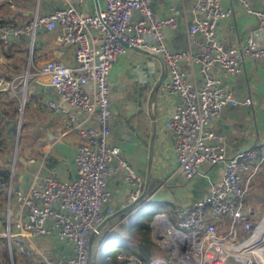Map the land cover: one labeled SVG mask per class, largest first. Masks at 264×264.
I'll return each instance as SVG.
<instances>
[{"label": "built area", "instance_id": "1", "mask_svg": "<svg viewBox=\"0 0 264 264\" xmlns=\"http://www.w3.org/2000/svg\"><path fill=\"white\" fill-rule=\"evenodd\" d=\"M64 1L68 7L36 15L27 24L0 23L2 44L20 36L34 38L38 30L44 29L56 33L60 47L74 48L75 65L68 66L58 58L48 60L38 75L48 80L63 104L84 115L83 121H77L76 115L68 112L72 124L69 129L81 140L75 179L60 180L56 171L49 170L44 176H36L34 181L40 182L27 192L15 189L11 183L0 184L8 198L5 214L0 218V241L6 242L9 257L3 264H100L101 258L105 261L107 258L99 254L95 260L93 249L101 253L107 245L108 250L113 248V243L106 242L121 231L129 216L119 218L113 225L110 222L120 213L137 211L153 199L154 195H147L143 178L121 150L110 143L109 74L113 64L127 51L124 43L157 55L169 76L165 90L181 98L166 127L172 134L183 178L190 181L197 176L207 177L202 170L206 165L222 167L219 182L213 184L205 197L188 206L175 207L177 227L164 214L154 216L151 227L155 243L168 253L166 257L158 254L150 264H264L261 251L264 242L257 240L264 219L256 226L253 224L258 215L248 201L251 185L264 162V147L256 145L229 154L226 138L212 126L223 109L239 104L228 78L242 73L247 59L264 57V48L256 43L257 33L253 32L236 47H226L220 42L217 29L221 21L231 16V10L223 8L222 0H196L188 32L192 38L190 47L197 46L199 51L189 48L175 52L168 47L164 34L167 29L177 27L176 18L174 15L157 18L151 7L154 0H104V10L93 16L84 15L69 0ZM231 1L239 2L247 14L264 18V13L250 7L247 0ZM5 3L7 0H0V6ZM135 13L141 17L135 18ZM96 33L101 36L95 39ZM184 63L193 70L200 66L201 85L188 76L182 67ZM31 78L29 73L25 75L24 90ZM19 80L9 78L0 66V100L17 93ZM251 103L250 98L244 102L247 106ZM48 106L60 108L53 102ZM35 162V158L29 157L27 165ZM119 168L126 171L131 188L128 200L105 212L111 197L108 179ZM14 174L12 169V177ZM13 197L20 204L16 215L12 212ZM159 218L171 222L168 229L177 238L171 242L173 249L166 245L167 228L160 230L157 226ZM55 232L72 247L73 253L66 259L48 256L37 244V239ZM245 235V239H239ZM178 241L186 245L185 250ZM19 256L23 262H18ZM116 258L118 264H146L125 252H118Z\"/></svg>", "mask_w": 264, "mask_h": 264}, {"label": "crops", "instance_id": "2", "mask_svg": "<svg viewBox=\"0 0 264 264\" xmlns=\"http://www.w3.org/2000/svg\"><path fill=\"white\" fill-rule=\"evenodd\" d=\"M7 2L0 6V18H4L5 24L13 26L27 24L33 21L36 15H48L56 9L69 6L64 0H7ZM69 2L86 16H93L105 8L104 0L82 2L69 0ZM195 2L196 0H154L152 3L151 7L157 18L163 19L172 15L176 18L177 27L167 29L164 34L171 51L191 48L192 38L188 28L193 19ZM247 2L254 10L264 13V0H247ZM222 6L232 13L228 19L219 23L217 33L220 42L226 47H236L244 43L250 34L256 32L257 46L264 48V18L247 14L244 7L236 1L222 0ZM134 17L140 18L141 14L135 13ZM99 34H94L95 39ZM96 45L100 44L97 42ZM2 47L4 50H0V66L7 76L19 80L22 74L29 73L32 78L30 86L25 91L23 103L22 97L19 98V94L17 95L18 92L6 96L11 97V101L0 100V107L2 103H10L18 110L15 116H3L0 133L3 137L6 131L7 138L10 131L13 130L15 134V131L21 129L24 118L33 143L30 148L32 152H27L26 156L16 153L11 162L9 158L5 166H0L2 170L10 169L9 182L0 184L11 183L15 189L27 192L34 183L40 182L34 181L35 177L44 176L49 170L56 171L60 180L75 179L78 176L77 149L81 140L76 132L69 129L72 124L68 112H73L77 121H83L84 115L63 104L48 80L38 75L42 65L48 60L58 58L68 66L75 65L74 48L60 47L56 42V33L44 29L38 30L34 38L31 35L20 36L11 39ZM191 49L199 51L197 46H192ZM182 67L191 79L196 80L199 85L202 84L200 66H196L193 70L188 63H184ZM218 75L222 73L218 72ZM168 77L157 55L127 48L126 53L113 64L109 74L112 101L109 124L112 131L111 145L121 150L122 156L143 178L147 195H154L144 208L151 202L157 201L163 203L168 212H174L176 206H188L205 197L213 184L219 182L222 167L206 165L202 170L207 173V177L197 176L190 181L183 178L174 152L172 134L166 127V121L181 103V98L170 95L165 90ZM161 80L164 82L160 85ZM228 80L239 104L223 109L213 120L212 126L215 132L226 138L229 154H234L262 145L264 142V57L247 59L242 73ZM249 98L252 103L247 106L244 102ZM19 102L20 109L17 105ZM49 102L59 105V110L49 107ZM6 143H3L1 151L10 155L12 140L8 145ZM29 157L35 158L36 162L27 165ZM17 162L20 163L19 166ZM8 163H10L9 169ZM12 169L15 173L13 177ZM263 181L264 162L262 172L251 185L248 195V201L257 215L262 213L264 207ZM108 188L111 197L105 212L109 208L127 203L131 188L127 183L124 169L119 168L108 179ZM1 198L4 202L2 207L0 205V218L4 216L6 201L8 202L6 196ZM13 198L12 212L16 215L20 212V204L15 197ZM135 211L120 213L121 215L113 219L109 225L115 224L119 218L126 215L130 219ZM160 214L166 215L167 212ZM117 232L114 238L123 240L120 237L121 231ZM36 241L39 248L53 258L66 259L73 253L72 247L62 241L56 232ZM129 243L131 246L134 244L132 239L128 241ZM17 259L19 263L23 262L20 256Z\"/></svg>", "mask_w": 264, "mask_h": 264}, {"label": "rangeland", "instance_id": "3", "mask_svg": "<svg viewBox=\"0 0 264 264\" xmlns=\"http://www.w3.org/2000/svg\"><path fill=\"white\" fill-rule=\"evenodd\" d=\"M23 76L20 78L19 80V86H18V90H17V95L19 94V98L22 97V103L24 101V96H25V91L24 90V85H25V75L26 74H22ZM30 81L28 83V85L30 86ZM28 86V87H29ZM5 101H11V97L5 99ZM18 105V109H20L21 107V104L20 102L17 104ZM19 131V129H18ZM15 131V143H13V147H12V150L10 152V155L9 154H5V153H0V166H5L6 165V160L10 158V162L12 159H14L13 157H15V154H23V156H26L27 152H32V150L30 149L31 146H32V143H33V139L32 137L29 136V132L27 131V128H26V124H25V119L23 118L22 120V127L20 129V131ZM5 142H7L6 144L8 145V143L11 141L9 138H7L6 136V131H5ZM262 146L264 147V142L262 143ZM2 148V147H1ZM18 151V152H17ZM19 157V156H18ZM8 169L10 167V163H8ZM17 165L19 166L20 163L17 162ZM262 172V168L260 170V172L258 173L256 179L258 178V176L260 175V173ZM9 173H10V169H9ZM256 179L253 181V183L256 181ZM264 184V181L263 183ZM6 196V191L5 190H2L0 189V205L1 207L3 206V202H4V199H2L1 197H5ZM13 203H14V198H13ZM157 202V201H156ZM155 201L154 202H151L146 208H143V209H140L139 211H137L133 216L130 217V219L127 220V224L121 229V232H120V237L123 239V240H131V234L133 232V230L135 229V226L137 225V223H141L147 216H150V215H154V214H159L161 212H167V218L172 222V224H174L175 227H177V220L174 216V212L172 211H167L165 210V205L161 202H157L156 203ZM159 203V204H158ZM6 204H7V201H6ZM160 215V214H159ZM155 216V215H154ZM157 217V216H156ZM256 217V216H255ZM258 219L256 221L253 222V224L256 226L261 220L264 219V207L262 209V213L258 215L257 217ZM153 225V224H152ZM152 236H153V240L155 242V239H154V232L152 231ZM151 237V236H150ZM246 238V235L243 237V236H240L239 239L240 240H243ZM123 240H118V238H111L110 240H108L106 243H113L112 246L114 247H121L122 244L121 242ZM152 244H153V247L152 249L150 250L149 252V255H148V261L146 262V264H150L152 263L155 258L157 257L158 254L166 257L167 256V250L166 249H163L161 247H159L156 243H154L153 241H151ZM109 245H107L102 251L101 253H97V249L94 248L93 249V254H94V258L95 260L98 258L99 254L100 255H103V257L106 256V251L108 250V247ZM126 245H123L122 246V249L125 248ZM0 263H4V262H7L6 260H9V257H8V248L6 246V242L4 240L0 241ZM105 258V259H106ZM100 264H106V261L101 258L100 260Z\"/></svg>", "mask_w": 264, "mask_h": 264}, {"label": "trees", "instance_id": "4", "mask_svg": "<svg viewBox=\"0 0 264 264\" xmlns=\"http://www.w3.org/2000/svg\"><path fill=\"white\" fill-rule=\"evenodd\" d=\"M0 23L4 24V18H0ZM3 45L0 42V50H4L3 49ZM7 54V52H6ZM1 111L3 116H15V114L18 112V110L16 108H13V105L9 104H4L2 103L1 105ZM11 116V117H12ZM5 142V137H2V134L0 133V153H2L1 151V147L3 145V143ZM9 171L8 170H2L0 169V183H5L7 184L9 182ZM156 215V214H154ZM154 215H150L147 216L141 223H138V225L135 227V229L133 230L132 234H131V239L133 240L134 244L130 246L128 244V240H123L121 242L122 246L126 245L125 248L122 249L121 247H114V248H109L108 252H107V260H106V264H118V260L116 258V254L118 252H125L128 254H135L137 255V257L139 259H141L143 262H147L148 261V255L150 250L153 247V244L151 241L154 242L153 240V236H152V221L154 219ZM128 222H125L122 226L121 229L127 224ZM151 236V237H150ZM155 243V242H154ZM132 247V248H131Z\"/></svg>", "mask_w": 264, "mask_h": 264}, {"label": "water", "instance_id": "5", "mask_svg": "<svg viewBox=\"0 0 264 264\" xmlns=\"http://www.w3.org/2000/svg\"><path fill=\"white\" fill-rule=\"evenodd\" d=\"M124 45H125L127 48H134V47L129 46V45L126 44V43H124ZM134 49H136V50H138V51H140V52L145 53V51L139 50V49H137V48H134ZM146 53H147V52H146ZM163 82H164V80H161V81H160V85H161ZM2 122H3V114H2V111H1V108H0V124H1ZM18 132H19V131H18ZM8 138L12 140V143H15V142H16V141H15V134L13 133V130L10 131V134H9ZM166 220H167V219H166ZM167 223H168V225L171 224V222H170L169 220H167ZM104 225H105V224H104ZM104 225H102V226L100 227V229H101ZM164 238H165V240L167 241L166 245L168 246V248H169V249H173V248H174V245H173L171 242L174 241V240H177L175 234H174L173 232H171V231L167 228V229H165V231H164ZM178 244H179V246H180V248H181L182 250H185V249H186V245H185L184 243H181L180 241H178Z\"/></svg>", "mask_w": 264, "mask_h": 264}, {"label": "bare ground", "instance_id": "6", "mask_svg": "<svg viewBox=\"0 0 264 264\" xmlns=\"http://www.w3.org/2000/svg\"><path fill=\"white\" fill-rule=\"evenodd\" d=\"M157 226L160 230L165 229V228H169V225L164 218H159ZM258 239H261L260 243L264 242V225H263L262 231L260 233V236L257 238V240ZM261 251L264 252V249L261 248Z\"/></svg>", "mask_w": 264, "mask_h": 264}, {"label": "clouds", "instance_id": "7", "mask_svg": "<svg viewBox=\"0 0 264 264\" xmlns=\"http://www.w3.org/2000/svg\"><path fill=\"white\" fill-rule=\"evenodd\" d=\"M144 207H145V205L142 206L140 209H143ZM140 209H139V210H140ZM139 210H137V211H139ZM137 211H136V212H137ZM136 212H135V213H136ZM137 225H138V223H137ZM137 225H136V226H137ZM136 226H135V227H136ZM113 248H114V246H113Z\"/></svg>", "mask_w": 264, "mask_h": 264}]
</instances>
